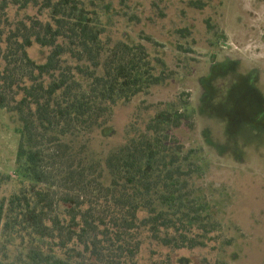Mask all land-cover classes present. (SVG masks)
Returning a JSON list of instances; mask_svg holds the SVG:
<instances>
[{"label":"trees","instance_id":"obj_1","mask_svg":"<svg viewBox=\"0 0 264 264\" xmlns=\"http://www.w3.org/2000/svg\"><path fill=\"white\" fill-rule=\"evenodd\" d=\"M39 1L0 0V62L5 64L0 108L20 125L19 188L0 203V251L21 250L15 260L4 254L7 260L0 264H140L144 232L171 252L205 249L218 241L220 224L192 186L201 173L196 152H186L173 134L191 117L189 105L158 113L145 132L107 157L111 182L101 186L105 201L79 193L87 177L83 170H68L73 183L66 177L56 182L46 163L47 143L64 147V138L94 133L109 122L116 105L130 103L169 77L157 74L141 43L108 48L98 15L81 0H44L51 21L29 17L6 32L10 5L26 9ZM34 45L51 49L44 64L30 57ZM66 56L77 65L64 66ZM162 264H173L170 254Z\"/></svg>","mask_w":264,"mask_h":264},{"label":"rangeland","instance_id":"obj_2","mask_svg":"<svg viewBox=\"0 0 264 264\" xmlns=\"http://www.w3.org/2000/svg\"><path fill=\"white\" fill-rule=\"evenodd\" d=\"M81 1L98 15L108 48L143 44L157 74L169 79L116 105L94 133L64 138V147L47 143L46 163L56 182L62 184L68 170H83L87 177L79 193L105 201L101 186L111 182L107 157L145 132L158 113L189 105L191 117L173 134L186 152H196L201 173L192 186L220 224V239L205 249L171 252L144 232L140 264H162L168 254L173 264H264V0ZM43 4L10 5L6 32L29 17L51 21ZM28 52L44 64L51 49L34 45ZM64 59V66L77 65ZM19 126L15 115L0 108V203L19 188ZM19 249L0 251V260H7L6 253L15 260Z\"/></svg>","mask_w":264,"mask_h":264}]
</instances>
